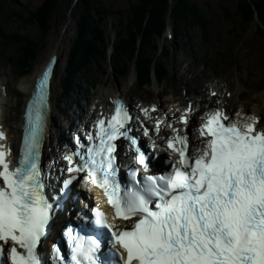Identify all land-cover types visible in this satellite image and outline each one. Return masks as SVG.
<instances>
[{
    "label": "snow or ice",
    "instance_id": "1",
    "mask_svg": "<svg viewBox=\"0 0 264 264\" xmlns=\"http://www.w3.org/2000/svg\"><path fill=\"white\" fill-rule=\"evenodd\" d=\"M50 75L51 67L28 105L16 167L7 159L11 150L0 143V264H42L38 249L54 222L56 209L39 167ZM116 104L109 119L97 121L95 136L88 134L92 143L86 152L65 156L67 171L85 173L84 187L94 186L106 198L111 217L97 205L91 224L106 230L102 234L111 248L102 252L99 239L69 228L67 260L60 247L53 248L57 264H264V124L252 116L230 120L221 110L206 113L198 129L201 146L190 147L189 136L173 129L167 147L178 159L171 171L137 179L141 168L149 171V156L129 135L127 109ZM190 113L189 108L180 118L185 128ZM160 124L157 120V133ZM5 138L0 131V141ZM121 138L130 141L139 166L128 174L130 186L122 185L116 162L115 141ZM77 144L84 147L79 137ZM76 179L65 180L64 189Z\"/></svg>",
    "mask_w": 264,
    "mask_h": 264
},
{
    "label": "rangeland",
    "instance_id": "2",
    "mask_svg": "<svg viewBox=\"0 0 264 264\" xmlns=\"http://www.w3.org/2000/svg\"><path fill=\"white\" fill-rule=\"evenodd\" d=\"M21 1L29 7H34L40 0ZM103 1L108 8L119 11L126 9L131 0ZM191 1L201 8L209 21L205 39L202 40L203 35L198 27L189 28L183 33L189 38V43L186 42L182 46L178 42V35L174 38L171 31H169L170 35L165 32L163 43L170 49L171 55L167 60L164 59L169 70V76L160 89L152 86L140 89L135 80L132 79L131 68H128L124 76H121L114 61H112V69L108 55L105 58L100 57L96 62L97 65L94 66L95 76L93 78L95 81L98 80L93 91L99 90L100 92L105 89L101 99H98L99 104L107 103V91L118 93V88H121L126 99L132 101L135 106L141 100L157 101L164 106L173 104L180 106L184 103V95L182 94L184 89H189L191 93L188 91L187 96L192 100L211 99L214 103L216 98L225 100L226 91H228L231 93L228 95V100L233 97V108L240 110L244 103L243 107L246 112L264 115V41L257 39L256 25L243 29L240 27L238 16L234 20L225 19L218 7L217 0ZM74 4V0L59 1L58 7L52 15L51 28L43 42L39 43L40 51L33 63L34 66L26 75H17L13 67L10 66L6 57L10 52H13V49L0 48V83H2L1 86L4 87L5 92V97L3 96L5 100H2L4 102L2 115L5 119V125L17 124L16 126H19L22 107L26 98L27 82L37 72L38 67L48 61L53 51L58 56L52 81V94L56 102L60 93L61 76L67 64L68 50L76 32L75 18L77 14L73 11ZM233 4L234 0H229L228 6L232 11L234 10ZM21 8V5L15 4L12 0H0V24L3 25L7 22L6 16L8 14L6 12ZM114 23L115 20H108L107 38L109 42L115 39V32L112 28ZM15 25L16 23L7 22L6 28L12 29ZM23 29L29 35L37 36L36 29L32 25H26ZM141 44V48H147L149 52H153V41L148 44V47H143ZM136 54L137 52H135ZM247 72L248 75H252V80L246 81ZM113 73H115V77ZM82 83L88 86L85 80ZM244 83L250 87L249 90L245 89ZM218 87V95L213 96L211 90H217ZM89 96L92 95L89 94ZM102 100L105 102L102 103ZM81 104L84 106V102ZM74 111L76 112L75 105L68 113L73 114ZM55 119L60 122H55L57 126H65L64 123H61L64 122L61 116H57Z\"/></svg>",
    "mask_w": 264,
    "mask_h": 264
},
{
    "label": "trees",
    "instance_id": "3",
    "mask_svg": "<svg viewBox=\"0 0 264 264\" xmlns=\"http://www.w3.org/2000/svg\"><path fill=\"white\" fill-rule=\"evenodd\" d=\"M59 1L40 0L34 7H29L21 3V0H12L22 8L6 12L7 22L16 25L7 29V22L0 24V48H13L11 59L18 63L20 72L27 73L35 62L40 51L39 43L43 42L51 28L52 15ZM228 2L229 0H217L223 17L234 20L238 16L243 29L255 24L257 39L264 41V0H234L233 11ZM73 11L77 14L76 32L71 40L67 64L62 74V86L67 91L70 86H75L76 79L89 76L94 64L104 56L109 43V19L115 20L112 25L115 32V39L112 41L114 59L131 63L137 52L135 66L142 81L148 80L150 64L156 56L158 41L167 23L173 34L179 36L178 42L182 46L189 43V38L183 34L187 29L198 27L204 40L209 25L201 8L191 0H131L126 9L119 11L108 8L103 0H76ZM169 14L170 21L167 19ZM26 25H32L37 36L26 33L23 29ZM151 41L154 43L153 52L140 47L141 43L143 47H148ZM155 61L156 77L163 80L167 69L163 62L157 59Z\"/></svg>",
    "mask_w": 264,
    "mask_h": 264
},
{
    "label": "bare ground",
    "instance_id": "4",
    "mask_svg": "<svg viewBox=\"0 0 264 264\" xmlns=\"http://www.w3.org/2000/svg\"><path fill=\"white\" fill-rule=\"evenodd\" d=\"M54 52L55 51H53L52 53H51V55L49 56V57H52L53 55H54ZM45 65V63L43 64L42 63V65L41 66H39L38 67V69L36 70L37 72L33 75V77L31 78V80H29L28 82H27V92H29L30 91V89H31V86H32V83H33V81L35 80V78L38 76V74L40 73V70L42 69V67ZM132 79H135V77H134V74L132 73ZM1 84L2 83H0V119H2L3 120V123H5V119L3 118V115H2V109H3V107H2V104L4 103L2 100H5L4 99V95H3V93H2V91H1ZM26 86V85H25ZM108 93H107V97H109V96H112L113 98L114 97H117V96H121V94H122V92H121V88H118V93L116 92V93H113V92H111V91H107ZM4 96V97H3ZM235 96V95H234ZM102 103H104L105 102V100H102L101 101ZM204 103L205 104H207L208 102H207V100H205L204 101ZM227 104H228V106L230 107V106H232V104H233V97H231L228 101H227ZM104 107V106H103ZM102 107V108H103ZM205 108V107H204ZM244 108V107H243ZM244 111V110H243ZM52 114H53V112H51V116H52ZM240 114H242V113H240ZM239 114V115H240ZM244 115V114H243ZM51 116H49L48 117V119H50V121H49V123H47V130H48V135H54L55 137H62V134H63V131H64V129H65V126H57V124L55 123V120H54V118H52ZM247 117H249V116H246V115H244V117H242V119L243 120H246L247 119ZM20 118L22 119V117L20 116ZM8 119V118H7ZM20 119V120H21ZM260 120L261 121H263V119L260 117ZM8 123V122H7ZM21 123V122H20ZM17 125V124H16ZM16 125H14V124H6V125H4L5 126V128L6 129H3L4 131H7V129H8V140H9V143H11V144H13V145H16V147L18 146V135L20 134V130H19V127L18 126H16ZM19 126H20V124H19ZM18 127V128H17Z\"/></svg>",
    "mask_w": 264,
    "mask_h": 264
},
{
    "label": "clouds",
    "instance_id": "5",
    "mask_svg": "<svg viewBox=\"0 0 264 264\" xmlns=\"http://www.w3.org/2000/svg\"><path fill=\"white\" fill-rule=\"evenodd\" d=\"M76 0H74V2H75ZM167 19H168V21H170V14L167 16ZM27 33V32H26ZM173 33V32H172ZM175 35V34H174ZM47 36V35H46ZM108 44H110V45H112V47H113V44H112V41H110ZM7 49V48H6ZM13 49V48H12ZM114 50V49H113ZM107 51H108V45H107V47L105 48V52H104V56H103V58H105L106 57V55H107ZM114 52V51H113ZM13 52H10L9 53V55L6 57L7 59H8V62H9V64H10V66H12V67H14V69H17L18 70V72H17V75H19V76H24V75H26L31 69H32V67L34 66V64L32 65V67H31V69L27 72V73H23V72H20L19 70V66H18V63L15 61V60H13V59H11V57L13 56V55H11ZM54 55H56V54H54ZM57 56V55H56ZM51 57H49V59H50ZM48 59V60H49ZM57 59H58V56H57ZM108 60H109V62L111 63V60L109 59V57H108ZM48 62V61H47ZM46 62V63H47ZM45 63V64H46ZM95 65H97V63H95L94 64V66ZM94 66H93V69H94ZM88 77V76H87ZM86 77V78H87ZM53 78H54V75H53ZM86 78H84V77H80L79 79H76V84H75V86H73L72 84V88H73V91H70V92H66L65 93V97L67 96V98L69 99V100H76V95L78 96L79 95V93H78V91L76 90V87L77 86H79L84 80L85 81H87L86 80ZM61 80H63L62 79V76H61ZM81 81V82H80ZM87 90H89V89H87ZM74 92V94L73 95H71L72 93Z\"/></svg>",
    "mask_w": 264,
    "mask_h": 264
}]
</instances>
